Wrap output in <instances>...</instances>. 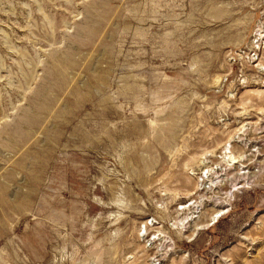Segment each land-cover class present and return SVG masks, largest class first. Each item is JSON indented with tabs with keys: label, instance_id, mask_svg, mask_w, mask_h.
Returning <instances> with one entry per match:
<instances>
[{
	"label": "rangeland",
	"instance_id": "1",
	"mask_svg": "<svg viewBox=\"0 0 264 264\" xmlns=\"http://www.w3.org/2000/svg\"><path fill=\"white\" fill-rule=\"evenodd\" d=\"M0 264H264V0H0Z\"/></svg>",
	"mask_w": 264,
	"mask_h": 264
},
{
	"label": "bare ground",
	"instance_id": "2",
	"mask_svg": "<svg viewBox=\"0 0 264 264\" xmlns=\"http://www.w3.org/2000/svg\"><path fill=\"white\" fill-rule=\"evenodd\" d=\"M25 124V123H24ZM24 124H23V126H24Z\"/></svg>",
	"mask_w": 264,
	"mask_h": 264
}]
</instances>
